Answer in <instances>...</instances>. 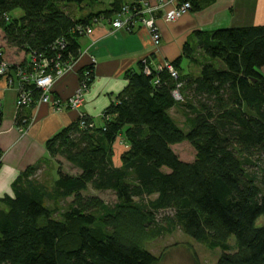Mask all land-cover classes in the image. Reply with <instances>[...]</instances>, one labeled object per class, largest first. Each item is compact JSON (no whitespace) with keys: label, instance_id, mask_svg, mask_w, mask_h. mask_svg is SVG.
<instances>
[{"label":"trees","instance_id":"16d2710c","mask_svg":"<svg viewBox=\"0 0 264 264\" xmlns=\"http://www.w3.org/2000/svg\"><path fill=\"white\" fill-rule=\"evenodd\" d=\"M89 1L0 0L7 49L45 56L52 67L54 61L71 65L94 22H113L125 6L141 8L140 0H116L110 10L84 19L65 10ZM184 1L199 7L200 0ZM194 36L201 59L186 44L183 55L169 62L178 78L151 65L146 74L150 63H141L126 74L127 87L105 110L102 127L86 118L84 128L77 122L47 141L58 170L52 190L36 180L39 166L29 167L13 183L12 195L0 199V264H157L145 244L176 229L220 249L217 264H264V27ZM5 52L0 46V64L30 72L31 58L18 65ZM184 59L200 67L198 77L182 75ZM40 96L34 88L28 108L35 109ZM176 108L183 110L187 130L171 115ZM3 118L0 109V128ZM29 118L18 112L16 126L25 127ZM185 143L196 152L192 163L173 150ZM63 161L77 174L66 173ZM90 189L113 192L116 203L86 196ZM49 192L72 198L60 218L46 206Z\"/></svg>","mask_w":264,"mask_h":264},{"label":"crops","instance_id":"0c3cea01","mask_svg":"<svg viewBox=\"0 0 264 264\" xmlns=\"http://www.w3.org/2000/svg\"><path fill=\"white\" fill-rule=\"evenodd\" d=\"M115 1H89L90 14L110 10ZM120 1L121 5H125L132 4L134 0ZM151 1L155 3L158 0ZM177 3L168 4L164 11L173 9ZM80 9L79 19L90 15L87 13L88 16L82 18ZM110 24L103 21L92 26V34L80 40V56L70 70L58 75L52 89L55 97L67 100L77 90L81 73L93 65V80L80 112L98 128L103 126L105 110L116 102L127 87L128 72L137 71L144 61H149L154 69L173 62L183 55L186 44L197 52L196 32L264 27V0H200L197 9L174 22L167 21L163 14H159L156 20L161 36L159 46L154 45L152 33L143 26L116 29ZM7 51L9 49L5 52L6 58L19 64L17 57L9 55ZM198 59L200 61V57ZM22 60H28V57ZM181 67L183 76L200 75V67L186 59ZM16 101L17 88L9 87L6 79L0 78V109L4 115L0 128V199L12 195L13 183L26 169L39 165L43 160L51 162L46 150L47 141L78 120L76 111L57 113L49 105L40 104L35 109L21 110L22 115L30 117V124L20 133L15 123L18 115Z\"/></svg>","mask_w":264,"mask_h":264},{"label":"built area","instance_id":"2783aa9c","mask_svg":"<svg viewBox=\"0 0 264 264\" xmlns=\"http://www.w3.org/2000/svg\"><path fill=\"white\" fill-rule=\"evenodd\" d=\"M179 0H158L152 3L151 0H140V9L131 11L129 6L122 8L121 13L116 16L113 21V27L116 29L120 28H134L137 26H143L150 30L154 44L158 46L160 44L161 36L156 27V20L159 14H163L165 19L169 22H174L181 18L186 13L193 10L190 2L177 3L173 9L164 11L168 4H175ZM82 32V29H79ZM93 29L87 28L84 35L92 34ZM60 56L56 60H59ZM144 64H148V61H144ZM92 64L94 60L92 59ZM52 67L51 61L45 56L36 58L31 56L30 64L28 65L30 72L19 68L18 71L10 70L11 64L8 61H3L0 64V77H4L10 87L15 86L18 90V96L16 101V107L18 110L27 108L33 104V89L37 88L41 90V96L37 101L36 105L43 103H50L54 109L61 111L62 108L69 106L73 110H78L84 102L85 94L88 89V82L92 76L91 68H88L82 72L80 87L78 90L67 100L60 98H51L52 89L54 82L58 75L64 71H68L72 68L71 65L62 66L59 62H55ZM165 68L169 69L174 78H178L177 72L172 68L169 62L163 66L156 68L157 71H162ZM152 69L149 65H146L145 73L149 74ZM174 98L177 101H181L182 97L178 91L173 93ZM86 116L80 121V126L84 128L87 124ZM92 128L93 125L90 124Z\"/></svg>","mask_w":264,"mask_h":264},{"label":"rangeland","instance_id":"374dc122","mask_svg":"<svg viewBox=\"0 0 264 264\" xmlns=\"http://www.w3.org/2000/svg\"><path fill=\"white\" fill-rule=\"evenodd\" d=\"M178 3H181V2L178 1ZM90 9L91 8H89V3L86 2L83 10L81 9V13L83 15L82 18L87 17L88 16L87 13L90 14ZM65 10L69 13L76 14L77 19L80 18V13L78 11V8L76 9V7L74 6L65 7ZM17 13L20 14L21 12H17ZM18 14H14V15L17 16ZM103 21L104 20H100L99 22H94L93 24H98ZM110 23H111L110 25H112L113 27V22H110ZM0 46H2L4 49H7V46L5 44V41L3 40L2 34H0ZM7 53L9 55L11 54L17 57V60H19L20 62L18 65L22 64L24 62L22 59L26 58L25 53L19 52L15 49H9ZM27 57H28V60L31 58L30 56H27ZM197 57H199V55ZM90 68L91 70H93V65H91ZM92 80L93 79L90 78V81L88 82L87 92L89 91ZM80 82H81V76H80L78 88L80 87ZM51 95H52L51 98L53 100L57 98L53 95V93ZM17 96H18V90H17ZM43 104L49 105L52 108V110L57 113H62L66 110L78 112L77 122H80L81 119L85 117V115L80 112L83 103L78 110H73L69 106H67V108L66 107L62 108L61 111H57L56 109H54V107L50 103H43ZM37 106L38 105H36L35 108ZM17 112H21V111L17 109ZM171 115L174 117L175 121L179 124L181 128L185 130L188 129V127L186 126L185 119H184V113L181 108L174 109ZM17 117L18 115L16 116V118ZM29 124H30V121L28 120V124H26L25 127L19 128L18 130L20 131V133L25 131L27 129L26 127H28ZM173 150L178 155L180 160L183 162L192 163L196 159L195 150L187 143L174 146ZM1 161H2V154L0 156V165H1ZM37 166H39V169L37 170V173H36V177H35L36 180H38L39 182H42L45 186L49 188V190H52L54 181L57 179V176H58L56 162L53 160H51V162L50 161L48 162L47 160H43L42 162H40L39 165H36L34 167H37ZM63 169L66 173L73 174V175L77 174V171L71 168V166L64 161H63ZM248 170L252 173L253 170H255V168L249 167ZM85 195L100 197L106 204L110 206H113L116 203V197L114 193L110 191L98 192V191H93L90 189L88 192L85 193ZM71 202H72V198H69L64 201L56 199L52 195V192H49V195L45 199L46 206L54 210V212L56 213L55 217L57 218H60L62 214L68 210L69 204ZM162 216H163V213L161 216H159V219ZM230 244L232 246V252H235L236 247H235V242L233 238L230 241ZM145 245H146V249L151 254H153L154 256L158 258L159 261L157 264H217L220 257L222 256V251L220 249L212 250L208 248V246H206L205 244L198 243L192 238L188 237L180 229L173 230L172 232H164L162 235L156 236L152 240H149Z\"/></svg>","mask_w":264,"mask_h":264}]
</instances>
